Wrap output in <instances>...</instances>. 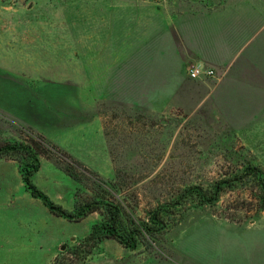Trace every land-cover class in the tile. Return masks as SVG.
I'll return each mask as SVG.
<instances>
[{
    "label": "rangeland",
    "instance_id": "rangeland-1",
    "mask_svg": "<svg viewBox=\"0 0 264 264\" xmlns=\"http://www.w3.org/2000/svg\"><path fill=\"white\" fill-rule=\"evenodd\" d=\"M22 29L54 37L50 65L84 71L92 86L54 89L40 74L35 89L0 72V145L42 136L136 217L160 204L176 220L134 249L87 243L100 214L51 212L24 181L34 162L24 150L0 158V247L22 244L23 264H264V209L238 207L246 186L202 201L230 172L264 171V0H0V58L12 66ZM192 63L215 75L191 78ZM17 102H34L38 121L17 118ZM39 165L32 182L72 210L79 182L51 159Z\"/></svg>",
    "mask_w": 264,
    "mask_h": 264
},
{
    "label": "trees",
    "instance_id": "trees-1",
    "mask_svg": "<svg viewBox=\"0 0 264 264\" xmlns=\"http://www.w3.org/2000/svg\"><path fill=\"white\" fill-rule=\"evenodd\" d=\"M31 154L34 162L23 169L24 181L35 197L42 199L51 212L56 215L79 221L91 213H99L101 219L97 221L85 242L96 244L106 239H114L123 246L134 249L140 243L149 244L160 235L168 231L176 218L167 214L163 205H157L143 217H136L130 212L124 201L114 195L106 186V182L70 153L58 145L46 142L44 137L39 140L31 138L29 141L0 145V158H23V152ZM53 160L70 177L79 182L72 210L64 208L49 199L31 180V175L39 168V157ZM120 170L116 171V179L120 177ZM245 185L248 195L237 199L238 207L259 211L264 209V171L260 166L248 164L241 170H235L219 179L209 194H202V201L216 204L227 189H234L238 185ZM116 185V184H115ZM113 184V186H115ZM186 191H189L186 190ZM174 221V222H173Z\"/></svg>",
    "mask_w": 264,
    "mask_h": 264
},
{
    "label": "crops",
    "instance_id": "crops-1",
    "mask_svg": "<svg viewBox=\"0 0 264 264\" xmlns=\"http://www.w3.org/2000/svg\"><path fill=\"white\" fill-rule=\"evenodd\" d=\"M252 22V21H251ZM253 24V23H252ZM23 37L20 40L19 47L17 49L18 56L21 58L17 60V65L12 66L8 60L0 58V72L18 73L20 81L24 83L25 87L38 89L41 87L40 81L35 79L36 75L42 74L45 77V81L52 84L51 88L63 89L68 82H81L84 83L83 87L88 88L92 86L87 78H84V71L73 70L70 66L66 65H50L51 62H55V56L50 55V51L54 52L58 45L55 44L56 40L48 38L44 40L40 39L39 33L36 29H33L30 34L28 31L22 29ZM46 42V43H45ZM51 56V57H49ZM48 58L49 64L41 65V58ZM52 59V60H49ZM59 83V84H58ZM34 102L23 104L17 102L18 111L13 110L17 118H21L22 121L27 123H34L38 120L33 114L38 113L34 111ZM49 104L46 107L49 108ZM18 112V113H16ZM25 253L23 245L13 247L11 244H6L4 247H0V264H23Z\"/></svg>",
    "mask_w": 264,
    "mask_h": 264
},
{
    "label": "built area",
    "instance_id": "built-area-1",
    "mask_svg": "<svg viewBox=\"0 0 264 264\" xmlns=\"http://www.w3.org/2000/svg\"><path fill=\"white\" fill-rule=\"evenodd\" d=\"M188 74L191 78L197 79L204 76H213L215 71L213 68L203 64L192 63L188 66Z\"/></svg>",
    "mask_w": 264,
    "mask_h": 264
}]
</instances>
